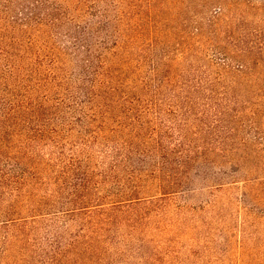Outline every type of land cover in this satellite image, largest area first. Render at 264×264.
Instances as JSON below:
<instances>
[{
  "label": "trees",
  "instance_id": "trees-1",
  "mask_svg": "<svg viewBox=\"0 0 264 264\" xmlns=\"http://www.w3.org/2000/svg\"><path fill=\"white\" fill-rule=\"evenodd\" d=\"M190 1L189 47L157 57L150 86L108 71L121 31L137 30H119L130 14L116 2L78 21L60 0H0V264H228L236 231L243 246L264 224V132L242 130L264 109V40L227 22L264 0ZM41 26L57 44L20 52L11 33ZM196 43L214 58L197 78L181 69ZM65 61L75 86L59 100ZM74 131L94 134L66 145L50 135Z\"/></svg>",
  "mask_w": 264,
  "mask_h": 264
},
{
  "label": "rangeland",
  "instance_id": "rangeland-1",
  "mask_svg": "<svg viewBox=\"0 0 264 264\" xmlns=\"http://www.w3.org/2000/svg\"><path fill=\"white\" fill-rule=\"evenodd\" d=\"M70 11V15L76 20H81L86 16V6H92L100 0H60ZM107 1V0H106ZM109 2H116L120 7L122 14L127 12L130 14L128 19L126 16L122 18L119 30H125L126 24L136 25L135 33H126L121 31L119 47L116 53L110 57L107 63L108 71L119 76L122 84L130 85L132 81L135 84L148 79L150 86L155 85L151 82V66L152 62L158 57L163 58L164 55L179 56L189 45L183 39L182 25L186 22L192 21L198 15L194 10L195 5L190 0H108ZM253 0L252 2H258ZM228 24H237L235 31L237 33H244L251 41L261 39L264 40V8L256 7L246 8H232L227 12ZM226 23V21H225ZM238 27V28H237ZM41 29L30 27L11 33V37L17 41L20 52L25 54L39 53L45 48V53L48 48L45 47V41L56 40L50 38V30L47 27H40ZM259 37V38H258ZM191 42L190 44H192ZM31 45V46H30ZM190 50L187 63L183 64L181 69L198 71L196 78L201 76V73L211 74L214 68L210 67V61L213 58V53L210 50L202 49L197 43ZM218 59V58H217ZM49 61V58L46 60ZM50 62L48 63V65ZM44 69H47L44 67ZM60 72L58 73V81L61 88L57 90V97L60 100L66 98L65 90L74 85V79H71L75 71L74 65L71 61H65L60 65ZM264 70V69H262ZM197 72V73H198ZM193 78V74L190 75ZM206 76V75H205ZM212 76H214L212 74ZM45 93L42 91V94ZM40 95V94H39ZM40 95V96H41ZM50 96V95H49ZM148 99L158 101L160 97L152 95L146 96ZM50 98V97H48ZM248 99V105L242 106L251 110L255 108L253 104L259 100L253 95L245 97ZM145 100V97L143 96ZM242 100V101H244ZM51 104L52 102L49 101ZM262 109V110H261ZM262 116H254L253 118H246L245 123L242 124L243 129L247 132H264V109L261 108ZM73 116V115H72ZM71 115H66L68 122L73 120ZM75 116V115H74ZM83 127L76 128V131H81ZM245 132V131H243ZM90 134L94 132H52L50 135L54 138L55 143L66 145L67 143L77 142L78 138H89ZM92 136V135H91ZM76 148V147H75ZM78 148V146H77ZM80 149V148H79ZM262 179L263 174L258 176H236L234 181L243 182L253 181L254 178ZM197 198H191L189 205L197 202ZM252 221V220H251ZM246 233L248 234L243 246L239 242L241 238L239 232L233 235L232 239V257L228 264H264V224L259 222L251 224Z\"/></svg>",
  "mask_w": 264,
  "mask_h": 264
}]
</instances>
